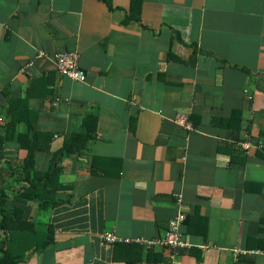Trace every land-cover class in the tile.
<instances>
[{
  "label": "crops",
  "instance_id": "1",
  "mask_svg": "<svg viewBox=\"0 0 264 264\" xmlns=\"http://www.w3.org/2000/svg\"><path fill=\"white\" fill-rule=\"evenodd\" d=\"M109 1L0 0L3 208L54 230L17 264H264V0ZM64 50L83 80L57 72ZM11 117L32 121L35 169L57 153L51 207L17 200L28 125ZM179 211L188 248L102 243L162 236Z\"/></svg>",
  "mask_w": 264,
  "mask_h": 264
},
{
  "label": "trees",
  "instance_id": "2",
  "mask_svg": "<svg viewBox=\"0 0 264 264\" xmlns=\"http://www.w3.org/2000/svg\"><path fill=\"white\" fill-rule=\"evenodd\" d=\"M110 7V1L104 0ZM173 54L169 51V56ZM240 111L233 110L231 118L239 119ZM26 120L28 131L24 134H18L20 145L27 149V155L23 163L15 169L13 175L20 185L17 193V200L26 202L36 200L40 207H51L55 202L57 191L62 188L58 181L60 168L55 160L57 153L51 159V164L45 171H39L34 167L35 151L39 148L38 134L32 130V121L30 118L11 117V122ZM241 120V118H240ZM231 126V121L222 122ZM232 127V126H231ZM233 128V127H232ZM234 129V128H233ZM239 130V127H235ZM87 135L74 134L65 140L62 150L65 152L81 149L84 147ZM4 138L0 136V156L2 155ZM7 199L4 193V187H0V230L8 235L0 239V264H17L25 257V253L30 248H44L54 241V230L51 224L46 227H37V224L23 217V209L17 205L11 209H4L3 204Z\"/></svg>",
  "mask_w": 264,
  "mask_h": 264
},
{
  "label": "built area",
  "instance_id": "3",
  "mask_svg": "<svg viewBox=\"0 0 264 264\" xmlns=\"http://www.w3.org/2000/svg\"><path fill=\"white\" fill-rule=\"evenodd\" d=\"M40 55L43 52L39 53ZM80 55L76 50H64L54 54L55 67L59 74L73 78L83 80L85 78V71L79 63ZM174 120L187 130L193 129V123L189 118V115L185 112H179L175 115ZM253 145L250 141H245L242 146L245 148ZM259 146H262L259 144ZM177 201L180 202V195L177 194ZM186 215L183 211L177 212L169 219L168 227L162 236H156L153 238H147L144 236L135 237H122L113 232L107 231L101 235L102 243L107 246H114L119 243H134L143 247H151L160 245L171 248H188L189 243L183 239L182 226L184 224ZM247 250L239 251L235 249V254H246Z\"/></svg>",
  "mask_w": 264,
  "mask_h": 264
}]
</instances>
